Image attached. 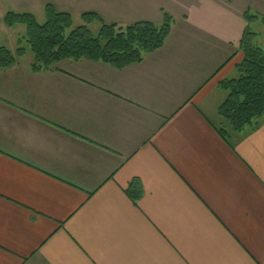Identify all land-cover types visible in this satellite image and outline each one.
Wrapping results in <instances>:
<instances>
[{"label":"crops","instance_id":"0c3cea01","mask_svg":"<svg viewBox=\"0 0 264 264\" xmlns=\"http://www.w3.org/2000/svg\"><path fill=\"white\" fill-rule=\"evenodd\" d=\"M18 2L123 27L174 21L124 69L34 70L28 50L0 69V264H264V118L228 141L218 131L247 5L142 18L138 0Z\"/></svg>","mask_w":264,"mask_h":264},{"label":"trees","instance_id":"16d2710c","mask_svg":"<svg viewBox=\"0 0 264 264\" xmlns=\"http://www.w3.org/2000/svg\"><path fill=\"white\" fill-rule=\"evenodd\" d=\"M244 18L246 27L239 41L243 58L236 66L237 77L220 83V88L228 93L219 107V115L226 124L218 129L226 141L232 133L257 125L264 118V47L260 44V34L253 32L249 26L259 17L247 11ZM82 19L85 25L74 27L72 15L59 12L53 5L46 6V22L43 24L33 14L7 12L5 25L10 28L23 25L26 35L19 39L15 53L0 46V69L16 64V58L27 51L24 45L33 54L34 70L49 69L65 60L82 59L124 69L140 63L144 56L162 48L174 21L168 13L164 14L162 25L151 22L126 27L108 25L95 13H86ZM95 20L101 24L98 35H94L88 27ZM131 195L137 202L141 195L139 187Z\"/></svg>","mask_w":264,"mask_h":264},{"label":"rangeland","instance_id":"374dc122","mask_svg":"<svg viewBox=\"0 0 264 264\" xmlns=\"http://www.w3.org/2000/svg\"><path fill=\"white\" fill-rule=\"evenodd\" d=\"M189 0H138L137 6L135 5L132 12L135 15H139L142 18L150 17L152 14L159 11L160 8L165 9L166 11H180L181 8H177V4L182 3L184 5ZM237 3L246 4L245 12L249 11L250 15L258 16L259 19L249 23L250 29L256 33H262L264 35V0H236ZM186 5V4H185ZM185 5L183 7H185ZM4 7L6 11H14L17 13L31 12L37 18V21L40 24L46 22L45 8L40 6V3H21L18 0H1L0 1V13L2 12L1 8ZM21 13V14H22ZM74 27L84 25L83 20L80 17H73ZM3 24V25H2ZM100 23L94 21L91 24H88V27L93 32L94 35H98L100 30ZM26 35V27L23 25H17L14 28L5 26L3 19L0 21V39L1 44L10 48L14 53L18 49V41L20 38ZM262 44V43H260ZM28 52L31 53L30 49L24 45ZM32 55V53H31ZM237 77V76H236Z\"/></svg>","mask_w":264,"mask_h":264}]
</instances>
